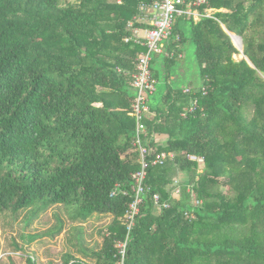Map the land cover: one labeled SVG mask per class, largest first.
<instances>
[{"label": "trees", "instance_id": "trees-1", "mask_svg": "<svg viewBox=\"0 0 264 264\" xmlns=\"http://www.w3.org/2000/svg\"><path fill=\"white\" fill-rule=\"evenodd\" d=\"M147 1L0 0V214L65 206L77 221L112 218L98 251L63 264H116L115 241L127 234L140 169L132 76L146 52L134 30L150 28L137 21ZM205 1L198 12L211 17L180 18L176 56L152 61L162 87L145 120L149 142L175 157L149 170L126 264H264V0ZM184 46L194 49V81L176 73ZM194 100L198 110L184 118ZM154 135H167L166 145ZM155 195L171 207L157 209Z\"/></svg>", "mask_w": 264, "mask_h": 264}, {"label": "built area", "instance_id": "built-area-1", "mask_svg": "<svg viewBox=\"0 0 264 264\" xmlns=\"http://www.w3.org/2000/svg\"><path fill=\"white\" fill-rule=\"evenodd\" d=\"M206 3L205 0H196L193 2H186L185 0H148L142 2L139 7L140 17L137 21L149 25V29L143 31L144 35H138L140 30H134V41L146 48V52L139 55L136 64V71L132 76V87L136 90V99L132 106L131 116L136 119V136L133 142V147L139 154L140 169L132 176V197L128 206L126 214L123 218V223L126 228L125 239L115 241V259L116 264H126L127 252L131 240V233L136 227V224L141 216L142 206L149 191L147 184L149 170L153 167H163L168 160L174 159V154H167L164 152L157 153L156 149L150 145V137L148 128L145 124L146 117L150 114V101L157 92L158 81L154 79L152 73V61L154 56L163 55L166 58H173L176 56L175 50H168L166 43H169L174 38V29L178 20L194 19L198 22L202 17H211L212 11H207L205 15L198 12V8ZM180 41L179 35L175 38ZM130 39H126L129 42ZM180 58L183 55H179ZM191 92V88L184 89V93ZM202 92L206 94L205 89ZM199 108L197 100L191 102L182 114L187 118L188 114L195 113ZM190 159L197 162H204L203 159L191 157ZM192 204L195 207L202 205V201L197 199L191 189ZM182 188L178 180L173 184L172 195L173 198L179 199L181 197ZM127 195V193H125ZM154 204L159 210L169 209L170 203L161 202V197L155 195L153 198ZM188 218H194L187 214Z\"/></svg>", "mask_w": 264, "mask_h": 264}, {"label": "rangeland", "instance_id": "rangeland-1", "mask_svg": "<svg viewBox=\"0 0 264 264\" xmlns=\"http://www.w3.org/2000/svg\"><path fill=\"white\" fill-rule=\"evenodd\" d=\"M231 37L236 48L242 52V39L235 35ZM187 52L185 69L189 64L192 66L189 74L194 81L198 76L194 49L191 47ZM235 59L241 60L243 56L238 55ZM160 82L162 84V80ZM161 84H157L159 90ZM250 115L251 112L247 117ZM198 163L199 170H203L204 162ZM74 217V212L65 206L52 207L37 215H32L29 210L16 217L0 214V264H28L29 257L37 264H63L69 254L83 258L80 249H86L90 254L98 251L112 218L95 216L81 222Z\"/></svg>", "mask_w": 264, "mask_h": 264}, {"label": "crops", "instance_id": "crops-1", "mask_svg": "<svg viewBox=\"0 0 264 264\" xmlns=\"http://www.w3.org/2000/svg\"><path fill=\"white\" fill-rule=\"evenodd\" d=\"M138 35L143 36L144 35L143 31L140 30L139 33H138ZM172 42H173V40L171 42H169V43H166V48L168 50L171 49L170 48V45H171ZM188 50H189L188 47H185L184 46L182 48V55H183V57H185L184 58L185 60L180 63V66L178 67L177 72H176L180 76H185V77H189L190 76V74L188 72L189 71V68L186 67L187 70L185 69L186 59L188 57V52H187ZM161 67H162V70H163V75L169 74L168 69L164 65H162ZM183 67H184V69H183ZM171 72H172V68H171ZM176 80H177V77L173 75L172 77H170L169 79H167V82L170 85H172L174 82H176ZM158 82H159V86H160L161 83H160L159 80H158ZM165 83H166V81L163 82V85H165ZM181 87L184 88V89L189 88L186 83H182V86ZM158 91H159V89H157L156 94L158 93ZM156 94L151 98V102L154 101ZM153 137H155V139H156V141H157V143H158L159 146H165L166 145V142H167V139H168V136L167 135H156V136L154 135Z\"/></svg>", "mask_w": 264, "mask_h": 264}]
</instances>
